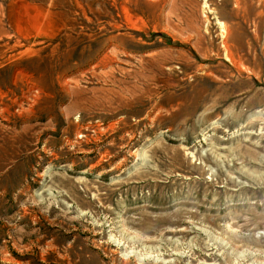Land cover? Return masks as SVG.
Instances as JSON below:
<instances>
[{"label":"rangeland","instance_id":"obj_1","mask_svg":"<svg viewBox=\"0 0 264 264\" xmlns=\"http://www.w3.org/2000/svg\"><path fill=\"white\" fill-rule=\"evenodd\" d=\"M0 264H264V0H0Z\"/></svg>","mask_w":264,"mask_h":264}]
</instances>
